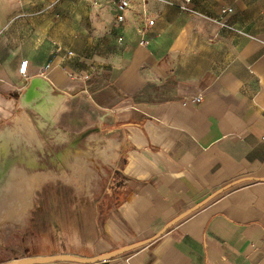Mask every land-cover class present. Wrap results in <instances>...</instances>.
I'll use <instances>...</instances> for the list:
<instances>
[{
	"label": "crops",
	"instance_id": "0c3cea01",
	"mask_svg": "<svg viewBox=\"0 0 264 264\" xmlns=\"http://www.w3.org/2000/svg\"><path fill=\"white\" fill-rule=\"evenodd\" d=\"M118 1L0 0V32L17 12L45 5L55 30H65L66 47L74 44L76 19L96 30L83 43L99 44L105 63L89 82L54 35L46 54L37 48L0 60V123L19 105L18 68L28 60L31 82L40 78L65 101L78 91L118 125L108 181L118 190L106 193L115 200L101 225L96 209L72 220L89 229L76 234L86 252L75 256L149 239L224 186L253 178L108 264H264V0H137L127 9Z\"/></svg>",
	"mask_w": 264,
	"mask_h": 264
},
{
	"label": "rangeland",
	"instance_id": "374dc122",
	"mask_svg": "<svg viewBox=\"0 0 264 264\" xmlns=\"http://www.w3.org/2000/svg\"><path fill=\"white\" fill-rule=\"evenodd\" d=\"M51 15L50 9L45 5L35 12L19 11L14 14L0 32V60L3 63H11L12 58L20 59L26 52H31L37 48H43V53L46 54L45 52H50L51 46L49 45L55 40L52 36L54 35L57 38L55 47L59 46L60 51L64 54L68 51L72 52L71 56L66 54L70 58L69 60L79 66V69L87 72L89 82L94 80L99 73L97 68L105 66L103 49L99 44H92L87 47L83 43V34L87 37L92 36V34L94 36L98 34L97 31L89 30L87 26L84 29L82 18L76 19L74 44L72 47H66L62 41L65 38V30H55V25L51 24ZM38 40L47 44L38 45L40 44ZM45 57L46 55H44ZM83 78L84 75L77 80L83 81ZM18 79L19 86H23L18 91L20 99L21 95L31 85V79L22 76ZM50 95L58 97V92ZM64 102L66 108L58 117L56 124L51 126L52 130H59L63 136L67 137L66 141L62 143L52 142L51 135L47 133L49 129L38 130L34 121L35 118H39L38 115L32 109L27 110V115L44 142L48 157H55V155L71 149L69 147L71 142L75 144H72L73 150L75 148L80 149L89 155H94L98 149L106 148L108 139L120 142L121 135L116 130L118 125L114 126L108 118H104L100 110L90 105L87 97L81 96L78 91H74L70 96H67V100ZM17 103L11 116L0 123V132L3 128L13 125V119L20 111ZM85 133L88 134L85 136ZM91 135L98 136V140L89 141L88 138ZM83 138L87 140L81 144L78 143ZM45 160L44 158V163ZM112 169L113 166L106 168L107 177L99 183L96 180L92 181L93 188H91V194L88 196L82 192L77 194L72 187L66 186L59 180L56 183L51 182L44 185L39 194L36 195L35 210L32 211L33 215L30 217L27 228L23 231L15 230L9 235H6V232L0 228V263L14 258L32 257V255H44L46 253L76 255L75 253L86 252L82 249L81 241L76 239V234L83 232V230L88 233L89 229L84 226L85 223H81L80 227L74 226L72 220H85L96 209L97 225L104 223L108 208L115 200L113 197L107 198L105 193ZM122 194L123 192L119 191L117 197L122 196ZM53 264L81 263L58 261Z\"/></svg>",
	"mask_w": 264,
	"mask_h": 264
},
{
	"label": "bare ground",
	"instance_id": "6f19581e",
	"mask_svg": "<svg viewBox=\"0 0 264 264\" xmlns=\"http://www.w3.org/2000/svg\"><path fill=\"white\" fill-rule=\"evenodd\" d=\"M64 101L63 97L50 95L45 82L35 78L20 97V111L13 119V125L0 132L5 145L12 141L13 146L21 151V163L14 165L0 182V228L6 235L28 227L32 211L35 210L36 195L44 185L59 180L72 187L77 194L82 192L88 196L93 188L92 181L99 183L106 178V168L113 166L117 159L119 143L108 139L106 148L98 149L94 155L83 151L73 155L67 149L41 163L46 153L38 130L49 129L47 133L54 143H62L67 139L59 130L51 128L66 108ZM28 109H32L39 117L34 119L38 130L27 115ZM88 140H98V136L91 135Z\"/></svg>",
	"mask_w": 264,
	"mask_h": 264
},
{
	"label": "water",
	"instance_id": "95a60500",
	"mask_svg": "<svg viewBox=\"0 0 264 264\" xmlns=\"http://www.w3.org/2000/svg\"><path fill=\"white\" fill-rule=\"evenodd\" d=\"M88 133H85L84 135L86 136ZM83 135V136H84ZM248 180H253V178H243L236 180L223 188L219 189L218 191L214 192L211 194L209 197H207L205 200L202 202L198 203L194 207L190 208L189 210L183 212L182 214L178 215L176 218L168 222L157 234H155L153 237L136 242L94 257L86 258V257H80V256H75V255H67V254H55V255H49V256H32V257H19V258H14L10 261L0 263V264H53L58 261H70V262H76V263H81V264H94V263H99V264H108V262L111 259L117 258L125 253H128L132 250H135L137 248L143 247L147 244L152 243L159 237H161L164 233H166L172 226L177 224L179 221L193 213L194 211L200 209L202 206H204L207 202H209L211 199H213L215 196L218 194L224 192L225 190L238 185L242 182L248 181Z\"/></svg>",
	"mask_w": 264,
	"mask_h": 264
},
{
	"label": "flooded vegetation",
	"instance_id": "af4514ba",
	"mask_svg": "<svg viewBox=\"0 0 264 264\" xmlns=\"http://www.w3.org/2000/svg\"><path fill=\"white\" fill-rule=\"evenodd\" d=\"M87 140L86 138H83L81 139L80 143ZM3 138H0V182H1V179L3 178V176L5 174H7L9 172V170L14 166V165H19L21 163V151L18 150L17 147L13 146V144L11 143L12 141H9V144L8 145H5V143L3 142ZM72 144L74 143H70L69 144V147H71L70 149V152L75 155L76 152H79V151H83V150H80V149H72ZM75 145V144H74ZM78 145V144H77ZM74 148V147H73ZM85 152V151H83ZM46 153V151H45ZM51 154V153H50ZM42 156V155H41ZM51 159L52 157H48L47 156V153L45 155H43V158H45L47 161V158ZM43 158L41 160V163H44L43 161Z\"/></svg>",
	"mask_w": 264,
	"mask_h": 264
},
{
	"label": "built area",
	"instance_id": "2783aa9c",
	"mask_svg": "<svg viewBox=\"0 0 264 264\" xmlns=\"http://www.w3.org/2000/svg\"><path fill=\"white\" fill-rule=\"evenodd\" d=\"M86 2H90V0H84ZM134 1H137V0H119L118 1V4H119V7L121 9H127L131 6V4L134 2ZM184 2H188L189 0H183ZM95 3V1H93ZM223 13H229V12H232V9L231 8H226L222 11ZM117 22L120 23L123 21V15H119L117 16ZM67 55L68 56H71L72 55V52L68 51L67 52ZM28 60H23L20 62V65H19V68H18V72L19 74L22 76V77H25L27 78L28 76ZM51 65L50 63H47L45 64L42 69H41V72L39 74V76H42V77H45L47 72L49 71ZM88 75L86 74L85 75V79H88ZM201 101V97H196L192 100V102H200Z\"/></svg>",
	"mask_w": 264,
	"mask_h": 264
},
{
	"label": "trees",
	"instance_id": "16d2710c",
	"mask_svg": "<svg viewBox=\"0 0 264 264\" xmlns=\"http://www.w3.org/2000/svg\"><path fill=\"white\" fill-rule=\"evenodd\" d=\"M137 124H131V123H124V124H120L119 126L120 127H129V126H136ZM110 189V190H109ZM107 190H108V192H109V195H111V196H113L116 192H117V190L118 189H115V188H113V187H110V182L108 183V185H107V187H106V189H105V193H107ZM104 209V208H103ZM107 209L105 208V211H106Z\"/></svg>",
	"mask_w": 264,
	"mask_h": 264
}]
</instances>
